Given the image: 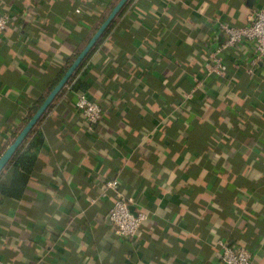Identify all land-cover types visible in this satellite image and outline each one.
Here are the masks:
<instances>
[{
  "label": "crops",
  "instance_id": "1",
  "mask_svg": "<svg viewBox=\"0 0 264 264\" xmlns=\"http://www.w3.org/2000/svg\"><path fill=\"white\" fill-rule=\"evenodd\" d=\"M118 2L0 0L11 17L0 37V157ZM262 7L130 0L36 125L26 191L0 193V264H223L220 240L264 264V61L234 83L206 70L228 37L221 24L243 26ZM252 54L247 41L225 58ZM80 94L106 109L94 129L75 108ZM114 178L150 213L131 240L109 221L113 191L101 195Z\"/></svg>",
  "mask_w": 264,
  "mask_h": 264
},
{
  "label": "built area",
  "instance_id": "2",
  "mask_svg": "<svg viewBox=\"0 0 264 264\" xmlns=\"http://www.w3.org/2000/svg\"><path fill=\"white\" fill-rule=\"evenodd\" d=\"M10 19L9 13L0 12V37L7 31ZM221 28L228 37L225 41L212 45L206 68L207 74L227 77L239 70H245L251 75H256L264 61V7L255 9L243 26L222 23ZM247 41L253 44V54L250 59L246 61L244 58H237L231 63L228 62L225 58L227 51L236 49ZM235 79L234 76H230L229 82L234 83ZM75 108L83 115L90 129H94L102 119L104 107L85 94L77 96ZM108 190L113 191L115 195L108 215L115 235L123 239H134L150 213L139 209L136 197L123 191L120 179L107 180L106 189L101 195L106 197ZM218 244L223 264H255V256L247 246L232 245L224 240H220Z\"/></svg>",
  "mask_w": 264,
  "mask_h": 264
},
{
  "label": "water",
  "instance_id": "3",
  "mask_svg": "<svg viewBox=\"0 0 264 264\" xmlns=\"http://www.w3.org/2000/svg\"><path fill=\"white\" fill-rule=\"evenodd\" d=\"M129 1L130 0H119V2L113 8L111 13L106 18V20L102 23L100 28L96 31V33L93 35V37L84 47V49L80 52V54L73 61V63L68 68V70L63 75V77L59 80V82L51 90L49 95L45 98V100L42 102L40 107L36 110L34 115L30 118V120L27 122L24 128L20 131V133L18 134L16 139L13 141V143L2 154V156L0 157V175L9 165V163L12 161L18 149L21 147L24 141L28 138V136L30 135L32 130L35 128V126L39 123V121L42 119V117L45 115L46 111L49 109V107L53 104V102L58 97V95L61 93V91L64 89V87L67 85L71 77L75 74L77 69L81 66V64L86 59V57L90 54V52L93 50L97 42L104 35V33L107 31V29L114 22V20L121 13L123 8L126 6V4Z\"/></svg>",
  "mask_w": 264,
  "mask_h": 264
},
{
  "label": "trees",
  "instance_id": "4",
  "mask_svg": "<svg viewBox=\"0 0 264 264\" xmlns=\"http://www.w3.org/2000/svg\"><path fill=\"white\" fill-rule=\"evenodd\" d=\"M64 72L65 71H63L59 75L57 81L52 85V88L59 82V80L62 78ZM240 75H241V70L237 71L234 75H229L227 77H219L216 75H214L213 77H215V79L218 81L221 80L222 82H224V81L227 82V81H229L230 76H234L235 78H238V76H240ZM74 76H75V74L71 77V79L69 80L67 85L72 82ZM251 76H255V75H251ZM249 81L250 82L248 84V88L252 86L251 83L254 82V79L251 77L249 79ZM80 85L81 86L83 85L82 82L81 83L76 82L74 84V87L79 88ZM238 89L241 90L240 87ZM44 100H45V97L40 99V101H38L35 109H38ZM106 118H107L106 109H103V116H102V119L100 122H102V121L104 122ZM35 135H36V130L34 128L32 130V132L30 133V135L28 136V138L24 141V143L21 145V147L18 149V151L14 155V157L10 163V166L8 167L9 172H11V175L8 177L9 182H5L3 179H0V193L1 194H7V195H11L15 198H19L26 191L27 185L29 183V180L33 176L34 168H35L37 160H38V156L35 153H32L30 151V148L34 144L32 142H35V139H34ZM40 142L41 141L39 139H37V143H40ZM220 255H221V252H220ZM221 260H222V258H221Z\"/></svg>",
  "mask_w": 264,
  "mask_h": 264
}]
</instances>
